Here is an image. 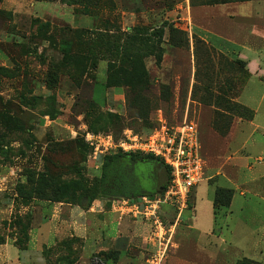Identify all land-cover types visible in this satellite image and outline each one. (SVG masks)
Instances as JSON below:
<instances>
[{
	"label": "rangeland",
	"instance_id": "obj_1",
	"mask_svg": "<svg viewBox=\"0 0 264 264\" xmlns=\"http://www.w3.org/2000/svg\"><path fill=\"white\" fill-rule=\"evenodd\" d=\"M189 1L194 41L187 40L184 25L186 0H0V264H69L80 259L81 239L67 236L66 229L62 235L54 233V200L34 196L24 201L21 189L34 188L41 174L54 184L76 182L78 171L87 184L100 176L106 155L94 157L87 132L111 134L117 142L127 128L149 133L161 114L170 125L187 115L199 124L201 154L208 163L226 149L236 116L252 118L245 108L236 107L248 79L245 65L195 39L196 3ZM162 27L163 38L157 35ZM170 27L185 37L174 33L170 38ZM115 39L122 52L130 50L127 56L148 71L145 85L107 82L110 69L124 57L110 53L105 58V43L114 49ZM129 59L124 67H132L134 59ZM138 91L141 100H136ZM245 93L264 118L261 92L251 87ZM51 95L59 112L55 118L43 114L53 106ZM110 114L117 117L105 129L92 131V122ZM243 134L218 160L224 164L229 155H251L244 160L246 172L264 167V155L258 156L261 147H242ZM255 135L261 137V130ZM155 168L153 162L137 166L142 186L156 188L154 194L161 191ZM210 172L208 166L207 178ZM216 184L231 186L225 188L233 192L235 188V198L231 209L219 211V224L215 222L220 237L214 240L213 262L258 264L251 257H260L264 264L263 189L262 195H240L234 183L214 176L200 184L196 196L193 190L184 216L194 213L195 199L198 215L211 216L213 205L202 200H211ZM113 198L98 199L111 205ZM76 204L91 205L86 196ZM162 211L172 214L168 206ZM227 212L228 217L222 216ZM94 256L101 255L87 254V264Z\"/></svg>",
	"mask_w": 264,
	"mask_h": 264
},
{
	"label": "crops",
	"instance_id": "obj_2",
	"mask_svg": "<svg viewBox=\"0 0 264 264\" xmlns=\"http://www.w3.org/2000/svg\"><path fill=\"white\" fill-rule=\"evenodd\" d=\"M195 3V39L199 38L200 41L206 42L214 50L230 59L244 62L248 79L236 97V101L253 113L250 119L236 116L233 120L232 129L227 135L228 148L218 151L216 158L210 157L208 163L205 156L203 157L205 175L204 179L194 188L195 196L202 182L217 175L226 179L228 184L234 183L236 188L240 189V195H246L247 192L262 195L260 189L264 191V184L259 187V183L264 181V167H256L255 170L250 168L249 172L245 171L244 160L251 158V155L238 156L239 158L229 155V160L224 164H221L217 156H225L224 152L226 154L231 152L233 140L243 133L245 137L242 147L247 149L248 145H251V148L260 146L258 156L264 155V118H259V107L255 106L252 103L253 99L245 93L251 87H256L262 94L261 99H264V0H195ZM191 19L190 1L186 0L184 25L190 40L194 41ZM259 130L262 136L257 138L255 134ZM237 152L238 150L234 153ZM262 165L264 166V163ZM208 166L211 175L207 178ZM210 186L213 185L210 184ZM217 186L223 185L216 184V187L214 185L211 200H202L207 204L211 202L213 208L214 190ZM223 187L232 188L228 185ZM233 189L234 195L230 209L235 198V188ZM188 210L190 209L186 211ZM192 210L194 213L191 216H184L183 222L177 227L175 244L169 252L167 264H216V260L213 262L212 254L216 253L214 240L220 236L216 235L214 209L211 216H199L197 199H195ZM228 214L227 212L222 216L228 217ZM171 215L168 214L166 217L171 219L173 217ZM64 229H66L67 236L79 237L82 242V254L74 264H87L85 261L87 254L102 251H114L117 257L116 264H149L148 255L156 246L155 242L150 241L152 226L148 221L122 215L112 209L110 203L103 199H95L89 207L54 201V233L62 235ZM218 232L221 233L222 230ZM234 247L237 246L234 245ZM251 258L259 262L258 264L263 262L260 257L259 259ZM90 261L91 259L88 263ZM110 262L113 260L111 259Z\"/></svg>",
	"mask_w": 264,
	"mask_h": 264
},
{
	"label": "built area",
	"instance_id": "obj_3",
	"mask_svg": "<svg viewBox=\"0 0 264 264\" xmlns=\"http://www.w3.org/2000/svg\"><path fill=\"white\" fill-rule=\"evenodd\" d=\"M188 32V31H187ZM156 126L142 135L131 128L115 141L111 134L87 132V140L96 158L115 152L151 154L170 169V181L161 192L133 197H115L111 208L122 215L148 221L151 226L150 241L156 246L151 250L149 264H165L175 244L178 225L183 222L189 208L191 195L205 175V159L201 154L199 124L186 115L181 123L170 125L161 114ZM169 207L171 219L163 208ZM89 264H107L94 256Z\"/></svg>",
	"mask_w": 264,
	"mask_h": 264
},
{
	"label": "trees",
	"instance_id": "obj_4",
	"mask_svg": "<svg viewBox=\"0 0 264 264\" xmlns=\"http://www.w3.org/2000/svg\"><path fill=\"white\" fill-rule=\"evenodd\" d=\"M78 1V0H74ZM157 35L161 38L165 35V28H161ZM174 33L180 37L182 35L185 37V34L181 33L179 30L174 32H169V37H173ZM188 33V32H187ZM187 40H190L189 33L187 34ZM173 39V38H172ZM184 42H186V38H182ZM181 41V43H183ZM173 44V43H172ZM118 40L114 41V49H111V46L106 42L105 43V58L110 56V53L114 54V57L117 58L118 55L123 53V60L121 59V64L115 65L114 69H110L108 75V83H112V80H122L123 84L130 85V87H136L140 85H145L148 82V71L137 63L133 56H129L131 60H133V64L131 68L124 67L126 64L124 62L129 63L130 59L127 56L130 50L124 49L122 52L121 47H119ZM131 52V51H130ZM163 53V51L161 50ZM160 52L159 59L162 58V53ZM242 64L243 61L238 60ZM50 100V104L53 106L49 107V109L43 110L44 115H50L51 117H57L58 109L54 106V102L56 101V96L51 95L48 97ZM136 100H141L139 95H136ZM236 107L245 108L246 111L250 112V115L253 116L252 111L242 104H236ZM117 116L110 114L104 118H100L95 122H92L90 128L94 132H99L102 129H105L108 124H110ZM140 162H153L155 164V175L160 176L161 186L160 188H166V185L170 181V169L169 167L163 163L158 157H155L151 154H141V153H122L117 152L115 154H108L104 158L102 173L100 176H97L93 179L90 184H87L80 173L79 179L76 182H64L60 184H54L49 179L47 174H41L38 184L29 189L22 188L21 196L26 200H30L32 197H38L40 199H51L59 202H67V203H81V199L86 196L88 197L90 204L98 198L107 197L113 198L115 196H125V197H133L142 194L154 195L152 191L142 187V183L140 181V176L137 172V166ZM51 191V193L48 192ZM158 193V192H157ZM156 194V192H155ZM234 192L230 188L218 187L214 192V214H215V222L216 224L220 220L219 211L224 208H228L232 202ZM194 196H192V200L190 199L189 205L192 204ZM0 243H2L0 241ZM100 257L107 264H116L117 257L114 251L107 252H99ZM113 262H110V260ZM78 259H73L69 262V264H74Z\"/></svg>",
	"mask_w": 264,
	"mask_h": 264
},
{
	"label": "water",
	"instance_id": "obj_5",
	"mask_svg": "<svg viewBox=\"0 0 264 264\" xmlns=\"http://www.w3.org/2000/svg\"><path fill=\"white\" fill-rule=\"evenodd\" d=\"M162 190H163V189L161 188V191H162ZM161 191H160V192H161ZM117 197H121V196H117Z\"/></svg>",
	"mask_w": 264,
	"mask_h": 264
},
{
	"label": "flooded vegetation",
	"instance_id": "obj_6",
	"mask_svg": "<svg viewBox=\"0 0 264 264\" xmlns=\"http://www.w3.org/2000/svg\"><path fill=\"white\" fill-rule=\"evenodd\" d=\"M143 187V186H142ZM146 189V188H145ZM153 190V189H152Z\"/></svg>",
	"mask_w": 264,
	"mask_h": 264
}]
</instances>
